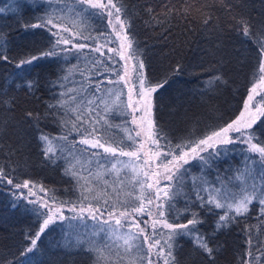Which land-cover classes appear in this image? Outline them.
I'll use <instances>...</instances> for the list:
<instances>
[{
  "label": "snow or ice",
  "instance_id": "obj_1",
  "mask_svg": "<svg viewBox=\"0 0 264 264\" xmlns=\"http://www.w3.org/2000/svg\"><path fill=\"white\" fill-rule=\"evenodd\" d=\"M35 3L13 0L10 10L22 15L25 7ZM43 3L44 13L36 22L24 25L25 29L46 31L43 48L13 59L6 38L0 34V63L14 64L17 69L7 86H0V108L14 112L16 93L35 96L41 86L39 77L32 76L33 71L43 62L58 65L59 72L46 82L51 100L43 111L25 109L23 116L34 129L44 160L61 167L80 195L76 200H57L40 185L39 191L44 193L40 196L34 181L20 179L16 168L0 165V190L6 189L11 206H23L37 225L34 234L25 236L28 243L22 246L20 259L8 264H36L41 237L58 221L68 222L67 246L84 245L82 251L94 254L90 256L93 264H102L114 249L117 260L127 256L130 264H180L175 254L177 237L189 238L207 264H216L218 248L212 236L201 231L205 220L193 204L218 216L213 234L239 223L236 218L246 217L254 202L257 219L264 224V139L260 134L264 128V22L256 25L244 15H235V5L223 0L222 13L230 18L229 27L250 42L256 53L250 86L235 118L198 138L188 136L174 141L156 118L157 94L166 88L168 78L154 80L150 76L122 0ZM166 10L180 11L174 6ZM4 12L0 9V14ZM186 12L184 9L180 14ZM148 15L155 18L150 7ZM202 15L205 31L215 34L219 48L224 29L218 24L215 6L206 7ZM89 21L105 24L111 31L96 27L86 35L82 28ZM173 71L182 69L177 65ZM222 81L223 77L216 75L204 87L212 89L214 82ZM117 115L127 119L116 124ZM48 123L60 132L47 131ZM113 128H119L123 135H109ZM73 133L78 139H69ZM230 145L245 146L239 149L244 154L243 167L236 170L235 176L223 178L218 174L215 181H209L205 170L234 151ZM193 161L200 168V176L192 175L191 168L186 167ZM122 195L126 198L121 199ZM178 198L185 201L183 209L176 207ZM65 209L72 215L66 216ZM184 213L188 214L186 220L176 222ZM141 216L148 219L139 220ZM88 220L94 223L89 225ZM244 232L247 247L241 264H264V240L253 235L251 226L246 225ZM257 232L264 234L261 229Z\"/></svg>",
  "mask_w": 264,
  "mask_h": 264
},
{
  "label": "trees",
  "instance_id": "obj_2",
  "mask_svg": "<svg viewBox=\"0 0 264 264\" xmlns=\"http://www.w3.org/2000/svg\"><path fill=\"white\" fill-rule=\"evenodd\" d=\"M229 2L235 5V15H244L256 25L264 22V0ZM12 3L13 0H0V9H5L4 14H0V34L6 38L8 54L13 59H19L37 52L47 43L46 31L24 27L26 23L36 22V18L44 13L46 5L43 0H36L32 6L25 7L21 15L10 10ZM122 3L132 22L131 32L135 44L143 54L150 76L154 80L168 78L166 88L157 94L156 118L170 139L175 141L188 136L198 138L238 115L240 101L250 86L256 53L250 42L229 27L230 18L222 13L223 0H122ZM209 5L215 6L218 24L224 29V40L219 48L215 34L205 31L203 24L202 13ZM173 6L180 11L167 12L166 9ZM149 7L154 10L155 18L148 15ZM184 9L187 12L181 15ZM96 27L111 31L105 24L92 21L82 30L87 35L88 30ZM88 51L85 49V52ZM75 62L72 60V63ZM177 65H180L182 71H173ZM59 70L58 65L43 62V66L32 73L33 77H39L41 84L36 95L16 93L17 107L14 112L9 113L0 108V165L16 168L20 179H30L38 187L43 185L49 197L54 195L57 200H76L80 195L79 188L69 176L63 174L61 167L50 165L44 160L37 146L34 129L24 121L23 116L25 109L44 110L45 104L52 97L46 82L53 79ZM16 71L14 64L0 63V86L6 87ZM216 75L222 76L223 81L214 82L212 89H206L205 82ZM123 119L127 117L117 115L115 123L119 124ZM46 129L53 134L60 132L52 123H48ZM114 133L123 135L119 128H113L109 135ZM260 134L264 139V128L260 129ZM73 138L78 139L75 133L69 137ZM228 147L234 151L220 157L214 162V167L205 170L209 181H215L218 174L223 178L235 176L236 170L243 167L244 154L239 149L245 146ZM186 167L191 168L192 175L200 176L196 161ZM23 203L21 201V205ZM11 204L12 198L7 190H0V264H8L10 260L18 261L22 246L28 243L25 236L34 234L37 228L31 213L26 212L23 206L13 208ZM184 204V199L178 198L177 209H183ZM192 207L204 217L201 231L212 236L218 248L216 264H241L247 247L244 232L246 225L252 227L254 236L260 235L264 240V234L257 232V229L264 230V224L257 219L255 202L253 210L246 217L236 218L239 223H232L214 234L213 228L218 216L205 213L195 204ZM216 211L222 213L223 210ZM187 216V213L181 214L176 222H184ZM68 232L61 223L51 225L39 242L40 252L36 254V264H93L90 256L94 254L82 251L84 245L67 246L65 241ZM177 239L179 246L175 254L180 264H207L189 238Z\"/></svg>",
  "mask_w": 264,
  "mask_h": 264
},
{
  "label": "rangeland",
  "instance_id": "obj_3",
  "mask_svg": "<svg viewBox=\"0 0 264 264\" xmlns=\"http://www.w3.org/2000/svg\"><path fill=\"white\" fill-rule=\"evenodd\" d=\"M83 147H84V146H83ZM124 159H127V158H124ZM257 170H258V169H257ZM106 178H107V177H106ZM165 183H166V182H165ZM24 191L26 192L27 190H24ZM35 191L38 193V195H40V196H44V193L39 191V187H37V188L35 189ZM125 198H126V197H125L124 195L121 196V199H125ZM132 199H134V197H133ZM64 214H65L66 216H71V215H72V213L68 212L66 209H65ZM138 219H139V220H147L148 217H147V216H141V217H138ZM58 223H61V222L58 221L57 223H54V224H58ZM73 223H75V222H73ZM87 223H88L89 225H92L94 222L91 221V220H88ZM61 224L63 225L64 229H66V232L70 231V229H68V227H67V224H68L67 221H65V222H63V223H61ZM141 227H147V226L141 224ZM125 230H126V229H125ZM133 230L135 231V229H133ZM148 231H149V232L151 231V228H150V227L148 228ZM101 236H103V234H101ZM115 251H116V250L114 249V250H113V255L110 256L107 260L103 261L102 264H130V260H129V258H128L127 256H125V257H124L123 259H121V260H117L116 257H115ZM121 251H122V250H121ZM137 264H138V262H137Z\"/></svg>",
  "mask_w": 264,
  "mask_h": 264
}]
</instances>
